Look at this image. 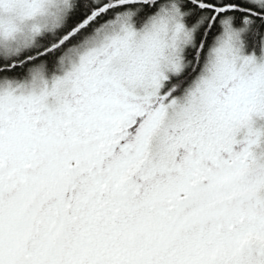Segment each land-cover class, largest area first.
Here are the masks:
<instances>
[{
    "label": "snow or ice",
    "instance_id": "6c2138e0",
    "mask_svg": "<svg viewBox=\"0 0 264 264\" xmlns=\"http://www.w3.org/2000/svg\"><path fill=\"white\" fill-rule=\"evenodd\" d=\"M257 121L264 0H0V264H264Z\"/></svg>",
    "mask_w": 264,
    "mask_h": 264
},
{
    "label": "trees",
    "instance_id": "16d2710c",
    "mask_svg": "<svg viewBox=\"0 0 264 264\" xmlns=\"http://www.w3.org/2000/svg\"><path fill=\"white\" fill-rule=\"evenodd\" d=\"M79 13L76 14L75 19H79ZM136 26H140L139 23L136 24ZM246 52L248 53H255L258 54L260 52L259 43L253 44L251 40L248 41L246 47L244 48ZM24 55H31V53H25ZM57 66L54 62L48 63L47 73L54 72L56 70Z\"/></svg>",
    "mask_w": 264,
    "mask_h": 264
},
{
    "label": "rangeland",
    "instance_id": "374dc122",
    "mask_svg": "<svg viewBox=\"0 0 264 264\" xmlns=\"http://www.w3.org/2000/svg\"><path fill=\"white\" fill-rule=\"evenodd\" d=\"M135 26H136V25H135ZM136 27L139 28L140 26H136ZM243 54H244V55H254V56H256L257 60H259L260 57H261V50H260V52H259L258 54H255V53H248V52H246V50L244 49V50H243ZM46 75H47L49 78H50L51 76H53V75H55V76H62V75H63V71L60 70V69H58V68H56V70H55L54 72L47 73ZM257 124H258V125H259V124H264V121H257Z\"/></svg>",
    "mask_w": 264,
    "mask_h": 264
},
{
    "label": "clouds",
    "instance_id": "9594fccd",
    "mask_svg": "<svg viewBox=\"0 0 264 264\" xmlns=\"http://www.w3.org/2000/svg\"><path fill=\"white\" fill-rule=\"evenodd\" d=\"M70 2H71V0H70ZM256 152H257V154H260L261 152H264V148L257 146Z\"/></svg>",
    "mask_w": 264,
    "mask_h": 264
}]
</instances>
